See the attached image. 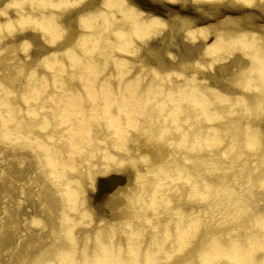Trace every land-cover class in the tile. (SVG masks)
<instances>
[{
    "label": "bare ground",
    "instance_id": "6f19581e",
    "mask_svg": "<svg viewBox=\"0 0 264 264\" xmlns=\"http://www.w3.org/2000/svg\"><path fill=\"white\" fill-rule=\"evenodd\" d=\"M0 0V264H264V0Z\"/></svg>",
    "mask_w": 264,
    "mask_h": 264
}]
</instances>
